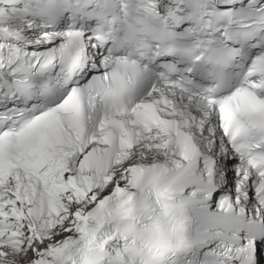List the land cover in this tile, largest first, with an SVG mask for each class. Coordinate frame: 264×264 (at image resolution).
Listing matches in <instances>:
<instances>
[{
	"label": "snow or ice",
	"instance_id": "1",
	"mask_svg": "<svg viewBox=\"0 0 264 264\" xmlns=\"http://www.w3.org/2000/svg\"><path fill=\"white\" fill-rule=\"evenodd\" d=\"M0 264H264V0H0Z\"/></svg>",
	"mask_w": 264,
	"mask_h": 264
}]
</instances>
